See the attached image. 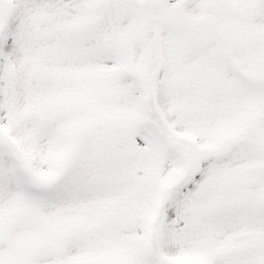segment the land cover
I'll return each instance as SVG.
<instances>
[{
    "label": "snow or ice",
    "instance_id": "obj_1",
    "mask_svg": "<svg viewBox=\"0 0 264 264\" xmlns=\"http://www.w3.org/2000/svg\"><path fill=\"white\" fill-rule=\"evenodd\" d=\"M0 264H264V0H0Z\"/></svg>",
    "mask_w": 264,
    "mask_h": 264
}]
</instances>
